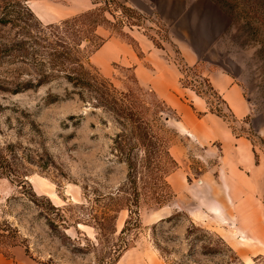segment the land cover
<instances>
[{"label": "rangeland", "instance_id": "obj_1", "mask_svg": "<svg viewBox=\"0 0 264 264\" xmlns=\"http://www.w3.org/2000/svg\"><path fill=\"white\" fill-rule=\"evenodd\" d=\"M214 1L228 18L227 32L217 48L223 63L239 75L251 112L235 124L231 112L223 110L222 99L219 104L210 97L208 79L196 68L187 75L181 68L183 81H190L195 85L191 89L209 99V106L229 121L235 135L251 141L253 161L264 166L260 131L264 129V0ZM120 4L126 5L125 0L25 1L41 32H49L50 24L103 8L109 23L98 27L92 44L75 45V53L85 55L86 67L116 89L138 90L145 99L165 103L153 89L139 84L132 67L108 62L107 47L101 49L111 36L137 49L130 30H138L156 45L167 38V29L157 19L137 10L140 18L122 13ZM10 10L0 2V18ZM17 34L18 27L0 22V149L23 172L21 177H0V222L19 230L17 246L46 264H264V171L262 187L256 189V180L252 183L240 174L256 179L258 173L245 169L238 175L231 168L233 154L226 153L220 142L211 143L208 136L198 134L167 103L170 109L164 117L172 130L170 152L177 162L167 177L173 197L160 208L142 206L134 215L137 224L133 221L123 234L127 210L118 213L114 234H97L85 224L81 218L90 221V214L99 209L97 195L115 192L127 177V165L111 150L120 125L109 112L82 99L61 68L52 66L43 46L55 38L40 41L36 57L45 66H39L32 56L12 46ZM196 76L203 78L208 89L193 82ZM20 181H27L37 196L49 198L59 212L41 200L38 205L32 202L28 189H20ZM239 196L249 199H233ZM57 213L65 216V223L58 221ZM191 222L218 234L233 251L205 253L202 243L192 240L196 235L203 236L205 243L221 244L203 231L187 238ZM125 240L129 246L113 261L114 248ZM8 252L11 255V249Z\"/></svg>", "mask_w": 264, "mask_h": 264}, {"label": "trees", "instance_id": "obj_2", "mask_svg": "<svg viewBox=\"0 0 264 264\" xmlns=\"http://www.w3.org/2000/svg\"><path fill=\"white\" fill-rule=\"evenodd\" d=\"M25 1L0 0L4 9H11L9 12L5 11L4 17L0 18L1 24L10 23L12 26L18 27L17 38L12 46L19 47L18 49L26 55L32 56L37 65L43 66V62L36 57L40 51V41H47L50 37L55 38L57 41L43 46L48 50L52 66L58 65L61 68L66 80L72 84L73 88L78 89L77 92L82 99L88 98L93 106L109 112L120 125V131L113 138L111 150L119 162H124L127 165V177L115 192L106 195L98 194L99 209H94L95 206L92 205L91 209L94 210L90 214L91 220L86 221L83 218L81 220L85 224L93 226L97 230V234H114L117 231L118 213L121 210H127L129 215L120 231L123 234L130 229L133 221L137 224L134 215H139L142 206L160 208L173 197L167 177L175 169L177 162L170 152L172 130L168 128V119L164 117V113L170 108L158 99L143 98L142 93L138 90L116 89L111 82L99 78L86 67L85 55H81L80 52L75 53V45H80L84 41L92 44L98 27L104 22L109 23V20L102 14L103 8L86 11L62 20L59 24H50L47 26L49 32L44 30L41 32L37 29L38 21L25 5ZM118 8L122 13H132L140 18L135 9L125 4H120ZM120 23L122 22L120 21ZM128 25L132 26L133 24L129 23ZM56 45L60 50H57ZM39 81L42 82V80ZM206 82L210 87L208 80ZM182 83L184 86L192 88L189 82L184 80ZM86 93L88 97H86ZM209 110L213 111L210 106ZM13 175L21 177L23 172L17 171L16 164L3 155V149H0V177H12ZM19 187L28 189L27 197L35 204L38 205L41 200L59 212L60 209L53 206L49 198L37 196L27 181H20ZM24 195L26 194L24 193ZM88 200L90 201V198ZM41 211L44 212V209ZM47 220L53 225L48 218ZM58 221L65 223V216L59 213ZM197 231H203L215 237L217 243L222 245L205 243L203 236L196 235L192 240L201 242L205 253L217 254L225 249L233 251L218 234L197 226L193 222L187 228L186 237L191 238ZM20 239L21 236L16 227L7 221L0 222V253L10 256L8 250L17 246ZM128 244L129 242L125 240L123 244L114 248L113 261L117 260L129 246Z\"/></svg>", "mask_w": 264, "mask_h": 264}, {"label": "crops", "instance_id": "obj_3", "mask_svg": "<svg viewBox=\"0 0 264 264\" xmlns=\"http://www.w3.org/2000/svg\"><path fill=\"white\" fill-rule=\"evenodd\" d=\"M125 3L139 13L157 19L167 29V38L160 41L161 45H156L138 30H130L138 43L135 49L111 36L101 47H107L108 62L120 61L121 65L132 67L141 86L153 89L198 134L208 136L211 143L220 142L226 153L233 154L231 168L236 169L238 175L245 169L258 173L256 179L248 174L246 177L240 175L252 183L256 180V189L262 187L260 179L264 166L253 161L251 141L235 135L225 117L210 111L209 99L182 84L181 68H196L222 99L223 110L231 112L235 124L239 125V121L251 112L243 87L239 85V75L223 63L217 48L228 29L226 13L214 0H125ZM151 24L155 26V23ZM260 131L264 136V129ZM234 185L237 190L238 182L235 181ZM0 264L46 263L30 257L23 247L15 246L11 248L10 256L0 253Z\"/></svg>", "mask_w": 264, "mask_h": 264}, {"label": "built area", "instance_id": "obj_4", "mask_svg": "<svg viewBox=\"0 0 264 264\" xmlns=\"http://www.w3.org/2000/svg\"><path fill=\"white\" fill-rule=\"evenodd\" d=\"M187 71H190V69H186L185 71H184V74L185 75H187ZM187 77V79H188V81H189V79H190V77L189 76H186ZM190 82V81H189ZM193 82L194 83H196L197 85H199V86H203L204 87V90H206V89H208L207 88V85H206V83H205V81L203 80V78L202 77H200V76H196V79H193ZM192 86H195V85H192ZM208 92H209V95H210V97L213 99V100H215L217 103H221L220 102V98H219V95H217L216 93H214L212 90H208Z\"/></svg>", "mask_w": 264, "mask_h": 264}]
</instances>
